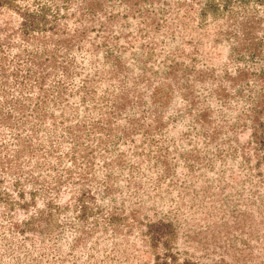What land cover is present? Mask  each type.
<instances>
[{
  "label": "rangeland",
  "instance_id": "374dc122",
  "mask_svg": "<svg viewBox=\"0 0 264 264\" xmlns=\"http://www.w3.org/2000/svg\"><path fill=\"white\" fill-rule=\"evenodd\" d=\"M0 264H264V0H0Z\"/></svg>",
  "mask_w": 264,
  "mask_h": 264
}]
</instances>
